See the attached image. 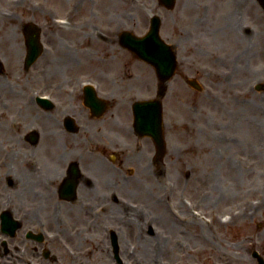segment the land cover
Segmentation results:
<instances>
[{"label":"flooded vegetation","instance_id":"flooded-vegetation-1","mask_svg":"<svg viewBox=\"0 0 264 264\" xmlns=\"http://www.w3.org/2000/svg\"><path fill=\"white\" fill-rule=\"evenodd\" d=\"M142 3L0 0V264H187L160 252L175 249L160 233L191 216L173 209L161 217L159 206L146 207L129 185L158 183L177 153L171 137L162 150L136 119L137 102L161 98L157 70L130 47V36L151 25ZM160 6L152 13L176 53V75L238 86L237 71L219 66L240 52L227 50L224 36L245 16L237 28L253 34L258 7L264 12L260 0ZM213 37L219 48L209 50ZM194 54H210L212 62L198 67ZM172 80L164 99L175 94ZM189 199L192 214L204 211Z\"/></svg>","mask_w":264,"mask_h":264},{"label":"rangeland","instance_id":"rangeland-1","mask_svg":"<svg viewBox=\"0 0 264 264\" xmlns=\"http://www.w3.org/2000/svg\"><path fill=\"white\" fill-rule=\"evenodd\" d=\"M142 2L139 13L144 18L162 10L159 0ZM258 13L253 34L237 28L243 29L248 22L245 16L232 25L238 36L235 30L224 36L225 48L240 52L227 56L219 66L236 70L239 85L232 86L228 80L223 85L215 76L198 74L202 84L198 90L176 75L170 83L175 94L164 99L165 132L171 137L168 146L177 148L176 159L167 162L158 183L129 182L131 188L139 189L134 197L143 199L148 208L154 202L161 217L173 209L178 217H192L183 224L176 219L175 230L160 233V241L170 238L175 247L160 252L168 256L171 251L187 264H256L254 252L264 256V12L258 7ZM215 39L209 41V50L219 45ZM202 56L192 59L198 67L212 62L210 54ZM182 196L202 207L206 219L196 220Z\"/></svg>","mask_w":264,"mask_h":264},{"label":"water","instance_id":"water-1","mask_svg":"<svg viewBox=\"0 0 264 264\" xmlns=\"http://www.w3.org/2000/svg\"><path fill=\"white\" fill-rule=\"evenodd\" d=\"M166 5H171L173 0H162ZM264 5V0H262ZM133 49L145 60L152 63L161 75L164 81L169 80L175 72L176 69V57L171 49V46L164 42L159 36V19L155 15L152 18V27L149 33L139 39L133 40ZM160 52V53H159ZM159 53V54H158ZM262 86L259 85L258 88ZM163 88V87H162ZM157 101V110L155 118H157V126L160 127V141L163 146L164 135H163V110L162 102ZM150 103V102H148ZM152 105V103H150ZM153 106V105H152ZM142 128L148 132L153 131L152 123L147 125L146 121H142ZM158 130V128H157ZM254 255L259 258L258 264H264V259L254 252Z\"/></svg>","mask_w":264,"mask_h":264}]
</instances>
